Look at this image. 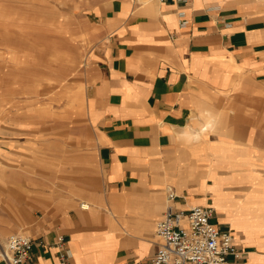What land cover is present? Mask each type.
I'll list each match as a JSON object with an SVG mask.
<instances>
[{
  "label": "crops",
  "instance_id": "0c3cea01",
  "mask_svg": "<svg viewBox=\"0 0 264 264\" xmlns=\"http://www.w3.org/2000/svg\"><path fill=\"white\" fill-rule=\"evenodd\" d=\"M99 16L82 74L96 184L81 199L63 181L76 172L77 142L68 156L57 147L49 161L29 158V171L43 167L37 177L0 148L12 158L0 205L21 200L25 184L36 207L0 212V236L21 229L34 239L23 264H61L60 234L66 264H149L171 187L176 207L214 208L245 252L239 264H264V0H120ZM47 165L52 206L35 184Z\"/></svg>",
  "mask_w": 264,
  "mask_h": 264
},
{
  "label": "rangeland",
  "instance_id": "374dc122",
  "mask_svg": "<svg viewBox=\"0 0 264 264\" xmlns=\"http://www.w3.org/2000/svg\"><path fill=\"white\" fill-rule=\"evenodd\" d=\"M113 1L120 0H0V38L7 39L0 43V148L20 159L22 173L37 177L43 167L29 171L25 164L29 158L49 161L57 147L62 157L68 156L77 142L76 172L62 177L67 185L74 180L81 199L87 185L96 184V170L90 166L96 163V143L86 117L87 85L82 74L86 56L97 44L92 24ZM91 152L90 167L85 166L81 156ZM10 159L1 157V166L10 164ZM53 171L45 166L44 180L35 182L50 206L57 193ZM20 187L27 194L25 184ZM26 194L16 204H1L0 212L36 209L30 207ZM13 232L28 233L9 231L4 243Z\"/></svg>",
  "mask_w": 264,
  "mask_h": 264
},
{
  "label": "built area",
  "instance_id": "2783aa9c",
  "mask_svg": "<svg viewBox=\"0 0 264 264\" xmlns=\"http://www.w3.org/2000/svg\"><path fill=\"white\" fill-rule=\"evenodd\" d=\"M176 198L177 194L169 187V204L155 229L161 242L149 264H239L245 252L238 249L230 230H223L215 224L214 208L208 205L176 207ZM34 243L26 233L13 232L7 237L0 256L9 264H23ZM56 245L60 263L66 264L69 250L65 235H58Z\"/></svg>",
  "mask_w": 264,
  "mask_h": 264
},
{
  "label": "bare ground",
  "instance_id": "6f19581e",
  "mask_svg": "<svg viewBox=\"0 0 264 264\" xmlns=\"http://www.w3.org/2000/svg\"><path fill=\"white\" fill-rule=\"evenodd\" d=\"M6 40L7 39H5L3 36H2V38H0V43L1 44H3V43H5L6 42ZM0 85H1V83H0ZM31 87V86H30ZM1 91V90H0ZM2 93V92H1ZM0 93V94H1ZM15 93V92H14ZM7 98V97H6ZM6 98H3L2 97V99H3V101H5L6 100ZM9 164L7 165L6 163L5 164H3L2 166H1V170H0V174H1V176L2 177H6L7 176V174L9 173V171H8V168H9ZM1 190V189H0ZM13 192V191H12ZM15 193V192H14ZM1 195H7L4 191H2V193H1ZM14 196H17V194L16 195H14ZM18 199H20V197H17ZM83 206V205H82ZM0 241H2L3 242V238L0 236Z\"/></svg>",
  "mask_w": 264,
  "mask_h": 264
}]
</instances>
